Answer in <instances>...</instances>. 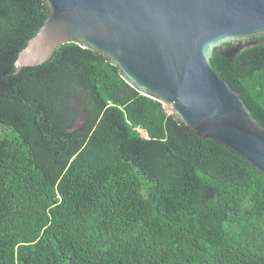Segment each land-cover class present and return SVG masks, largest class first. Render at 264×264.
<instances>
[{"label": "trees", "instance_id": "1", "mask_svg": "<svg viewBox=\"0 0 264 264\" xmlns=\"http://www.w3.org/2000/svg\"><path fill=\"white\" fill-rule=\"evenodd\" d=\"M47 16L0 0V264H264V175L243 158L77 42L16 72ZM252 41L211 62L264 126Z\"/></svg>", "mask_w": 264, "mask_h": 264}, {"label": "water", "instance_id": "2", "mask_svg": "<svg viewBox=\"0 0 264 264\" xmlns=\"http://www.w3.org/2000/svg\"><path fill=\"white\" fill-rule=\"evenodd\" d=\"M44 1L48 16L20 51L16 72L46 62L64 43L90 47L179 123L264 175V126L211 62L217 47L230 43L235 54L264 36V0Z\"/></svg>", "mask_w": 264, "mask_h": 264}, {"label": "rangeland", "instance_id": "3", "mask_svg": "<svg viewBox=\"0 0 264 264\" xmlns=\"http://www.w3.org/2000/svg\"><path fill=\"white\" fill-rule=\"evenodd\" d=\"M170 110H171V108L169 107V106H167ZM82 120H80V118H77V123L80 125V124H82V122H81ZM143 133L144 134H146L144 131H143Z\"/></svg>", "mask_w": 264, "mask_h": 264}]
</instances>
